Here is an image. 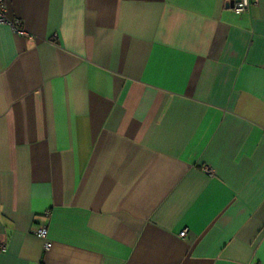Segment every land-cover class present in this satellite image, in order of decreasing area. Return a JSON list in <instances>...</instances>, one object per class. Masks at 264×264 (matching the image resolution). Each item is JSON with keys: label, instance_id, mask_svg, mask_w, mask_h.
<instances>
[{"label": "crops", "instance_id": "obj_1", "mask_svg": "<svg viewBox=\"0 0 264 264\" xmlns=\"http://www.w3.org/2000/svg\"><path fill=\"white\" fill-rule=\"evenodd\" d=\"M237 1L4 0L0 264H264V0Z\"/></svg>", "mask_w": 264, "mask_h": 264}, {"label": "built area", "instance_id": "obj_2", "mask_svg": "<svg viewBox=\"0 0 264 264\" xmlns=\"http://www.w3.org/2000/svg\"><path fill=\"white\" fill-rule=\"evenodd\" d=\"M251 7H252V4L248 0H240L232 5V12L237 15L242 14V13L247 12ZM5 12H6V7L4 4V0H0V25H7L11 28V30L14 33L18 35L26 36V32L22 28L20 20H9L6 17ZM203 172L206 175L212 174V171L207 167L203 168ZM48 216H49V213L46 212L44 214V217L47 218ZM34 233L39 239L46 240L47 238L46 225L39 226ZM185 236H186V230H184L183 232L179 234L180 238H184ZM43 248L44 250H48L50 248V243L44 242ZM1 250L3 251V248Z\"/></svg>", "mask_w": 264, "mask_h": 264}]
</instances>
